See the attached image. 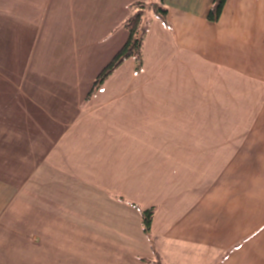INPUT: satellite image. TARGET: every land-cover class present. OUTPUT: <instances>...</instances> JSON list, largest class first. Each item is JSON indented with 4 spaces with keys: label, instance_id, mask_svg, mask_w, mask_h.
<instances>
[{
    "label": "crops",
    "instance_id": "1",
    "mask_svg": "<svg viewBox=\"0 0 264 264\" xmlns=\"http://www.w3.org/2000/svg\"><path fill=\"white\" fill-rule=\"evenodd\" d=\"M153 2L168 12L150 11L141 70L127 59L88 100L94 80L74 97L33 75L36 47L32 85L0 70V264H264V0H226L216 22L214 0ZM213 97L254 116L250 143L194 137Z\"/></svg>",
    "mask_w": 264,
    "mask_h": 264
},
{
    "label": "rangeland",
    "instance_id": "2",
    "mask_svg": "<svg viewBox=\"0 0 264 264\" xmlns=\"http://www.w3.org/2000/svg\"><path fill=\"white\" fill-rule=\"evenodd\" d=\"M127 1H2V5L5 7L9 6L8 14L11 18L7 21H11V24L8 28H16L15 31L18 32L17 37L19 38L17 43L19 47L21 45V49H12L10 56L7 55L8 52L3 51L9 50L8 46L6 47L5 45L3 48H0V70H3L9 76L15 73L14 78L16 79L20 75V78L28 80L27 77L32 69L28 66V59L30 60L31 51L36 47L35 52L40 58L34 61L33 67L36 69H34L33 75L38 73V69L45 76L44 80L51 82L50 86L54 84L53 82L60 83L69 77L72 81L70 84L72 90L70 89L69 92H71L72 96L76 97L79 94L78 91L83 90L89 84L87 81L94 80L101 68L110 61L126 40L127 32L124 29L122 19L126 13L123 3ZM153 1L157 0L142 1L145 3L148 17L152 14L150 12L152 8L148 9V5H150L149 2ZM31 10L34 17L30 20L31 23L27 24L25 14L28 12L27 17H29V11ZM131 12L133 13L132 10ZM117 23H121L123 28L121 30L123 32L114 28ZM28 26L29 29H32L30 32L25 28ZM112 29L113 32H111ZM109 33H112L110 38L107 37ZM62 53L65 54L64 58L61 57ZM13 61L16 62V66L20 63L21 66L14 67L12 65L14 64ZM30 84L32 85L33 83H30L28 80L27 83L25 82L22 85L25 87V85L28 86ZM36 86L34 85V87ZM22 90L24 89L22 88ZM199 101L203 102L201 99ZM204 103L206 104L202 109L204 113L198 114L196 118L197 133L194 137L203 139L231 138L242 140L246 143H250V140L254 139L253 127L255 123L253 115L242 114L240 113L242 108L237 107L236 104L229 102V104L225 105L221 102V99L217 100L214 97L209 101V105L206 102ZM199 106H202V104L199 103ZM207 109L209 110L208 114H205ZM180 114L171 116L172 124L178 123V128L181 126V131L183 132L182 138H185V140L194 138L191 137L192 132H190L189 127L184 125L185 113ZM187 117H190V115ZM176 126L173 125V128L175 129ZM167 131V134L172 137L173 132H169V127ZM193 133L195 132L193 131ZM152 136H155V134H152ZM234 160L230 159V162L227 163L237 165L236 158ZM219 161L223 162L225 160L221 159Z\"/></svg>",
    "mask_w": 264,
    "mask_h": 264
},
{
    "label": "trees",
    "instance_id": "3",
    "mask_svg": "<svg viewBox=\"0 0 264 264\" xmlns=\"http://www.w3.org/2000/svg\"><path fill=\"white\" fill-rule=\"evenodd\" d=\"M226 0H214L212 8H210L207 17L209 20L216 22L220 20L222 10L224 8ZM142 1L134 2L129 5V8L133 11L132 16H130L123 24L124 28L127 30V38L121 45L120 49L115 52L110 61H108L97 76L94 79V83L90 91L86 96L88 100L92 94L108 79L110 75L115 72V70L122 65L127 59L133 57L136 59L137 68L136 71L141 70L143 64V45L145 41V36L149 28L150 18L146 14V6ZM154 9L155 12L160 16V18L165 21L167 17L168 9L158 4L157 2H150L148 9ZM155 208L151 207L146 210H142V221L144 231L146 233L150 232L152 219L155 214Z\"/></svg>",
    "mask_w": 264,
    "mask_h": 264
}]
</instances>
